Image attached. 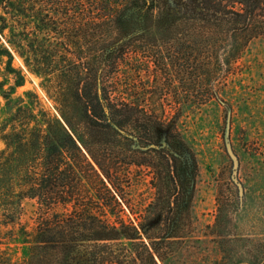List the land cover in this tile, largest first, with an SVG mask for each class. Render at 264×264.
Masks as SVG:
<instances>
[{
	"label": "trees",
	"instance_id": "trees-1",
	"mask_svg": "<svg viewBox=\"0 0 264 264\" xmlns=\"http://www.w3.org/2000/svg\"><path fill=\"white\" fill-rule=\"evenodd\" d=\"M256 38L264 0H0V237L29 244L21 262L0 264H187L190 248L200 264L203 243L205 263L224 264L240 185L231 173L210 232L196 234L199 166L178 120L220 100ZM15 56L54 113L31 91L12 98L24 82ZM132 166L152 190L141 208L124 187ZM232 234L236 255L255 241L264 264V239Z\"/></svg>",
	"mask_w": 264,
	"mask_h": 264
},
{
	"label": "rangeland",
	"instance_id": "rangeland-1",
	"mask_svg": "<svg viewBox=\"0 0 264 264\" xmlns=\"http://www.w3.org/2000/svg\"><path fill=\"white\" fill-rule=\"evenodd\" d=\"M13 64L22 70L24 82L17 87L12 98L23 96L27 91L35 93L42 107L54 113V105L42 87V78L30 72L17 56ZM27 99V98H26ZM4 100L0 97V122L6 117ZM178 127L192 146L198 161L199 174L193 201L194 227L201 238L209 233L216 215V195L221 190L227 195L230 174L239 183V204L236 223L225 219L222 223L220 240L223 246L224 264L243 260L253 264L259 257L261 247L252 242L249 253L237 254L232 233L247 232L253 238L264 239V43L256 38L249 42L238 61V70L228 78L220 100H210L200 106L186 109L178 120ZM4 142L0 139V149ZM127 197L134 207L141 208L152 197L148 176L132 166L124 183ZM25 218L32 214L33 201L25 202ZM137 211V210H135ZM125 219L130 215L125 209ZM10 235V234H9ZM209 237V235H207ZM209 243L201 245L197 257L206 264L204 253ZM246 249V248H244ZM29 244L12 239L8 234L0 237V257L11 262H21L28 256ZM253 253V256H252ZM222 256V255H221ZM192 248L187 252V264H195ZM258 258L257 264H263ZM255 264V263H254Z\"/></svg>",
	"mask_w": 264,
	"mask_h": 264
}]
</instances>
